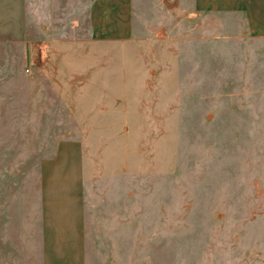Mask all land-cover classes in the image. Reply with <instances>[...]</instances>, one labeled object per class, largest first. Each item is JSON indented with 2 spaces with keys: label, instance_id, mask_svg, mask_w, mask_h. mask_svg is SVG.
Masks as SVG:
<instances>
[{
  "label": "rangeland",
  "instance_id": "1",
  "mask_svg": "<svg viewBox=\"0 0 264 264\" xmlns=\"http://www.w3.org/2000/svg\"><path fill=\"white\" fill-rule=\"evenodd\" d=\"M58 5L26 67L36 114L0 67V173L17 172L21 214L42 156L79 141L87 264H264V41L153 0L132 1L131 38L95 41L81 4Z\"/></svg>",
  "mask_w": 264,
  "mask_h": 264
},
{
  "label": "crops",
  "instance_id": "2",
  "mask_svg": "<svg viewBox=\"0 0 264 264\" xmlns=\"http://www.w3.org/2000/svg\"><path fill=\"white\" fill-rule=\"evenodd\" d=\"M132 1L0 0V67L3 77L15 78L27 89L25 93L16 92L17 97L24 95L29 102L28 105L25 101V114H36L32 105L37 107V95L31 89L37 80L26 72V67L35 66L39 53L47 48L38 39L40 22L45 20L43 28L48 30V21L62 10L58 4L79 3L78 11L89 18L92 40H126L135 32ZM153 3L165 15L182 13L192 20H214L213 25L219 27L224 37L264 41V0H153ZM259 50L264 53V47ZM82 189L79 141L62 140L53 154L42 156L39 181L31 188L35 193L39 191L38 204H27L26 217L21 214L23 206L17 204V172L4 176L1 171L0 264H87Z\"/></svg>",
  "mask_w": 264,
  "mask_h": 264
}]
</instances>
